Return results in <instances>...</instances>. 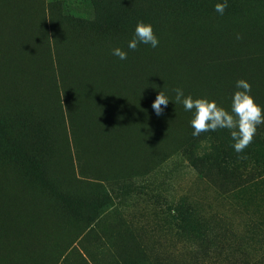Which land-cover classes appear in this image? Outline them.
I'll use <instances>...</instances> for the list:
<instances>
[{"label":"trees","instance_id":"16d2710c","mask_svg":"<svg viewBox=\"0 0 264 264\" xmlns=\"http://www.w3.org/2000/svg\"><path fill=\"white\" fill-rule=\"evenodd\" d=\"M38 1L0 0V64H3V66L0 65V100L11 109L23 106L21 113L16 115V121L20 124V131L25 135V131L29 132L30 134L28 133L27 136L31 139L33 137L35 140L38 137L44 139L48 133L55 138V134L58 133V122L54 126L53 122L59 118L63 119V116L67 117V120L70 119L68 123L71 131L75 134L74 141L78 147L81 144L79 147L81 154L88 167L91 168L89 171L92 170L96 177H98V171H106L107 167L111 169L125 163L141 161L162 144L174 139L179 132L190 125L191 112L186 111L184 121L176 129L177 120L175 117H166L170 118L167 121V119H163L165 116L157 115L152 108V103L159 91L164 92L173 100L174 90L177 87H182L185 92L186 83L180 80L182 65H186L196 72L209 73L220 92V99L216 101L225 108L230 109L231 97L236 90L235 85L231 84L241 78L251 83L252 95L259 104L264 105V0H245L243 10L232 16L231 19L227 14H219V17L210 14V12L203 14L207 7L200 3L201 0H90L94 12L93 17L84 19L72 17L69 23L64 26L65 32L60 31V28L55 30L54 26L52 27L54 31H46V27L49 25L32 10L37 7ZM57 2L60 1L47 3L52 5ZM138 21L153 24L160 40L157 48L140 44L134 51L127 49V42L132 38ZM118 46L128 51L127 60L122 61L112 54V50ZM174 58H178V60L174 61ZM7 64L10 66L7 67ZM55 69L60 75V77L57 76L58 83L55 82L53 76ZM38 77L41 78L38 79ZM35 80L38 82L36 83ZM65 81L66 83H64ZM40 84L44 87H40ZM56 85H60L58 96L55 92L57 91ZM65 88L66 90H64ZM208 98L213 99L212 96ZM57 102L59 105L55 110L54 106ZM174 104L175 107H170ZM168 108H177L179 114L185 112L182 104L174 103L171 100L165 109ZM144 113L147 119H155H153L155 129L163 124L166 127L170 121L172 127L163 136L156 138L145 149H142L143 141L140 135L142 125L139 122L142 121ZM164 121H167V124ZM157 122L158 125H156ZM175 129L172 136L165 138ZM20 136L21 134L18 137ZM161 138L163 139L159 140ZM225 141L228 143L226 138ZM253 143L258 148L254 155L250 148ZM105 147L106 150H104ZM186 147L189 149L190 143L187 142ZM23 149L21 160L26 161L25 167L44 168L52 171V168L58 169L61 166H66V164H62L64 163L63 155L59 153L47 156L44 161L41 154L45 149L43 144L38 143L37 140L34 150L32 147L28 151L26 150L28 148L23 147ZM54 149L55 147L52 148V150ZM118 151L124 152V157L114 160L115 152ZM33 152L36 153L33 154ZM216 154L215 161L222 157L221 153L217 152ZM239 156L242 158H229V160L234 162L243 159L257 163V184L264 187V124L259 126L253 142L243 153H239ZM106 160L107 162H105ZM87 170H84V174L82 169L77 166V172L81 171L82 177L87 175ZM2 172H0V187L3 185L4 190L2 187L0 190L3 195L10 193L9 199L12 198L10 201L15 202L14 204L11 201L12 205L19 207V209L12 208L11 213L7 212L10 216L9 219L16 220L15 226L22 233L25 228H30L31 234H34L33 238L37 234L39 239L37 240L36 236L34 238L36 240L31 238V242L35 241L33 243H36L37 246L31 243V250L28 249L23 253L28 252L27 255H22L20 260H14L17 263L1 259L2 263L0 264H36L40 259L37 254L42 252L44 229L50 226L48 228L50 236L49 231L54 230V227L58 225L57 216L44 201L33 194L34 191L32 190V192L28 188L24 180L15 178L11 173ZM5 173L8 174L9 179ZM3 178L10 180L11 186L8 185L10 181ZM11 189L12 191H9ZM23 191L28 196L26 193L23 194ZM13 194H17V197ZM23 195L27 197H23ZM1 197L3 196L0 191V199ZM32 198L34 199L32 200ZM22 200H24L23 203ZM29 200L34 204L28 203ZM36 203L43 206V211L41 206H37ZM28 204L33 206V210L28 207ZM37 207L38 216L47 217L42 218L43 223H47V219H49L51 225L45 223L48 226L43 224L41 229L35 226V222L33 223V220L35 221L34 208ZM27 208L32 210V215L29 214L28 218H26L27 216L24 218L23 215H27V213L22 212L27 211ZM40 212H44L45 216ZM0 218L1 223L4 222L3 215L0 214ZM19 220L22 222V226ZM29 222L31 225L35 224L36 229H32L31 225L27 227ZM262 222L264 223V219ZM20 226L21 228H19ZM39 229L43 230L42 233H39L41 236L37 231ZM28 256L31 259H28L30 258ZM23 258L24 262H22Z\"/></svg>","mask_w":264,"mask_h":264},{"label":"rangeland","instance_id":"374dc122","mask_svg":"<svg viewBox=\"0 0 264 264\" xmlns=\"http://www.w3.org/2000/svg\"><path fill=\"white\" fill-rule=\"evenodd\" d=\"M54 1L60 2L51 5L47 3L51 0H39L32 9L49 25L47 32L54 31L53 26L65 32L64 26L72 17L94 15L90 0ZM216 2L201 0L207 10L198 9L219 17ZM244 3L228 0L224 14L231 19L243 10ZM181 70L180 80L187 86L185 95L201 97V93L209 97L212 89V98L220 99L219 89L214 85L211 88L214 83L210 84L209 73L193 71L186 65ZM53 76L58 83L56 69ZM201 78H207V84L201 85L208 94L202 91ZM196 88L201 90L199 94ZM22 107L11 109L0 100V171L24 180L57 216L58 225L49 231L51 237L44 229V244L36 264H264V187L257 184V163L229 160L242 158L232 147L229 130L196 137L189 125L141 161L94 170L98 171L96 177L80 153V144L78 147L73 141L74 133L64 116L53 122V126L58 124L55 138L48 133L36 140L45 149L41 154L44 161L59 153L66 166L52 171L25 167L23 147L34 150L36 140L19 129L16 115ZM172 109L177 129L186 112L179 114L177 108H168L160 115L171 117ZM250 148L256 154L254 143ZM217 152L222 157L215 161ZM77 166L84 174L88 169L87 175L82 177ZM14 252L18 254L19 247Z\"/></svg>","mask_w":264,"mask_h":264},{"label":"clouds","instance_id":"9594fccd","mask_svg":"<svg viewBox=\"0 0 264 264\" xmlns=\"http://www.w3.org/2000/svg\"><path fill=\"white\" fill-rule=\"evenodd\" d=\"M228 0H217L215 11L220 15L225 13ZM160 40L152 23L138 21L132 38L127 42L128 50H136L140 44L150 45L152 48L159 46ZM112 54L124 61L128 58V51L122 47H115ZM235 91L231 97L230 109L225 108L214 99L208 97H193L185 95L182 87H177L174 100L164 92L159 91L152 103V108L157 115L163 113L169 101L180 103L185 111L192 113L190 125L193 136H200L204 132H215L218 129L229 130L232 147L237 153L243 151L253 142L257 134L258 125L264 124V105L259 104L252 95V85L246 79L235 82Z\"/></svg>","mask_w":264,"mask_h":264},{"label":"bare ground","instance_id":"6f19581e","mask_svg":"<svg viewBox=\"0 0 264 264\" xmlns=\"http://www.w3.org/2000/svg\"><path fill=\"white\" fill-rule=\"evenodd\" d=\"M17 21V20H16ZM19 50V49H18ZM255 56V55H254ZM247 57H250V56H247ZM0 58H1V56H0ZM13 60V59H12ZM212 62V61H211ZM3 63H4V61H3ZM13 63V62H12ZM208 63V62H207ZM206 63V64H207ZM5 64V63H4ZM10 64V63H9ZM1 65V64H0ZM6 65V64H5ZM21 65V64H20ZM1 66H3V64L1 65ZM10 66V65H9ZM8 66V64H7V67H9ZM24 66V65H23ZM23 66H22V68H23ZM31 66V65H30ZM6 67V68H7ZM17 67H18V65H17ZM32 67V66H31ZM134 67V66H133ZM132 67V68H133ZM5 68V67H4ZM16 68V67H15ZM32 69H33V67H32ZM31 69V70H32ZM88 69V68H87ZM91 69V68H90ZM89 69V70H90ZM46 70V69H45ZM6 71V70H5ZM38 71V70H37ZM142 71V70H141ZM31 72V71H30ZM22 73V72H21ZM75 74H78V73H75ZM140 74V73H139ZM42 75H43V73H42ZM30 76V75H29ZM95 76V75H94ZM209 77H210V75H209ZM8 78H10L9 76H8ZM39 78H41V77H38V79ZM43 78H44V76H43ZM72 79V78H71ZM209 79V78H208ZM212 79V78H211ZM211 79H209V80H211ZM202 80H205V81H203V83H202ZM206 80H207V78L206 79H202L201 78V82L200 81H198V82H200L199 84L201 85V84H204V82L206 83ZM1 81H2V79H1ZM28 81H29V79H28ZM31 81V80H30ZM36 81V83L38 82V80H35ZM35 81H34V83H35ZM11 82V81H10ZM33 82V81H32ZM50 82V81H49ZM209 82V81H208ZM5 83H6V81H5ZM8 83V82H7ZM17 83H18V81H17ZM45 83V82H44ZM64 83H66V81L64 82ZM77 83V82H76ZM197 83V82H196ZM211 83H213L212 81H210V84ZM230 83H232V82H230ZM10 84V83H9ZM88 84V83H87ZM198 84V85H199ZM207 84V83H206ZM233 84H235V83H233ZM233 84H231V85H233ZM15 85H17V84H15ZM45 85V84H44ZM200 85H199V87H200ZM214 84H211V88H212V86H213ZM35 86H37V85H35ZM41 86H43V85H41L40 84V87ZM60 86V85H59ZM68 86V85H67ZM202 86V85H201ZM208 86V85H207ZM215 86V85H214ZM10 87V86H9ZM27 87H28V85H27ZM44 87V86H43ZM57 87V86H56ZM55 87V88H56ZM70 87V86H69ZM197 87V86H196ZM203 88H202V91L204 90L205 91V89H204V85L202 86ZM209 87H210V85H209ZM21 88H22V85H21ZM38 88V87H37ZM36 88V89H37ZM107 88V87H106ZM207 89H209V88H207ZM206 89V90H207ZM218 89V88H217ZM9 90V89H8ZM12 90V89H11ZM16 90V89H15ZM27 90V89H26ZM29 90V89H28ZM31 90H32V88H31ZM63 90V89H62ZM64 90H66V88L64 89ZM71 90V89H70ZM91 90V89H90ZM196 90H197V88H196ZM210 90V89H209ZM212 90V89H211ZM210 90V91H211ZM215 90H216V88H215ZM17 91V90H16ZM18 91H19V88H18ZM201 91V90H200ZM200 91H198L197 90V94H199L198 92H200ZM204 91H203V93H204ZM210 91H209V94L212 96V92L214 91V90H212L211 91V93H210ZM218 91V90H217ZM256 91V90H255ZM258 91V90H257ZM13 92V91H12ZM25 92H28V91H25ZM36 92V91H35ZM53 92V91H52ZM69 92V91H68ZM205 92H207V91H205ZM38 93V92H37ZM48 93H49V91H48ZM54 93V92H53ZM79 93V92H78ZM217 92H215L214 94H216ZM13 94H15V93H13ZM17 94V93H16ZM205 94H208V92L207 93H205ZM219 95H220V93H218ZM9 95V94H8ZM27 95V94H26ZM200 95H201V97H204L201 93H200ZM24 96V95H23ZM32 96V95H31ZM53 96H54V94H53ZM85 96V95H84ZM207 96V95H206ZM26 97V96H25ZM43 97H45V96H43ZM103 97H104V95H103ZM198 97V96H197ZM210 97V96H209ZM212 97H215L214 95L212 96ZM219 96H217V98H218ZM22 98V97H21ZM79 98V97H78ZM216 98V99H217ZM3 99H4V97H3ZM9 99V98H8ZM13 99V98H12ZM19 99V98H18ZM27 99H28V97H27ZM48 99V98H47ZM56 99V98H55ZM109 99V98H108ZM10 100V99H9ZM257 100V99H256ZM17 101V100H16ZM102 102V101H101ZM136 104V103H135ZM92 105V104H91ZM104 105V104H103ZM91 109V108H90ZM134 111V110H133ZM174 110L172 109V112H171V110H170V112H171V118H173L174 116H172V114L174 113L173 112ZM136 112H138V111H136ZM170 112H167V114H169ZM176 112V111H175ZM179 112V111H178ZM186 112V111H185ZM93 113V112H92ZM128 113V112H127ZM139 114V113H138ZM70 115V114H69ZM93 115V114H92ZM143 116V119H142V121H140L139 123L142 125V128H141V139H142V141H143V143H142V149L144 148V147H146L149 143H151V141H153L154 139H158V137L159 136H161L168 128H170L171 126H172V124H171V121H170V123H168L167 124V121L170 119V118H163V119H167V121H164V123L166 122V124H167V126L165 127V124H161V120L159 119V121H160V126L161 127H157L156 129H155V124H153V119H147L146 117L147 116H145V113H144V115H142ZM153 116V115H152ZM155 117H157L156 115H154ZM69 117V116H68ZM131 117V116H130ZM160 117V116H159ZM158 117V118H159ZM168 117H170V115L168 116ZM129 118V117H128ZM158 118H156L157 120H158ZM68 120H70V119H68ZM155 120V119H154ZM158 121V122H159ZM173 121V120H172ZM90 122V121H89ZM158 122H157V124L156 125H158ZM163 122V121H162ZM121 123V122H120ZM175 123V122H174ZM173 123V124H174ZM104 124H105V122H104ZM117 124H118V122H117ZM98 125V124H97ZM137 125V124H136ZM154 125V126H153ZM103 126V125H102ZM109 126V125H108ZM112 128V127H111ZM114 128V127H113ZM129 128V127H128ZM73 129V128H72ZM75 129V128H74ZM92 129V128H91ZM117 130V129H116ZM127 130V129H126ZM135 130V129H134ZM83 131H84V129H83ZM119 131H120V129H119ZM118 131V132H119ZM104 132V131H103ZM124 132V131H123ZM123 132H122V135H123ZM132 132V131H131ZM137 132V131H136ZM81 133H83V132H81ZM94 133V132H93ZM99 133V132H98ZM115 133V132H114ZM125 133V132H124ZM138 133V132H137ZM97 134V133H96ZM75 135V134H74ZM74 135L72 136V137H74ZM81 135H83V134H81ZM87 135V134H86ZM84 136V135H83ZM82 136V137H83ZM121 136V135H120ZM71 137V136H70ZM117 137V136H116ZM80 138V137H79ZM122 139V138H121ZM128 139V138H127ZM132 140H133V138H131ZM140 139V138H139ZM66 140V139H65ZM72 140H73V138H72ZM74 140H75V138H74ZM73 140V141H74ZM99 140V139H98ZM115 140H116V138H115ZM129 140V139H128ZM66 141H68V140H66ZM126 141V140H125ZM130 141V140H129ZM82 142V141H81ZM88 142V141H87ZM118 143V142H117ZM124 143V142H123ZM122 143V144H123ZM115 144V143H114ZM121 144V145H122ZM133 144V143H132ZM131 144V145H132ZM135 144V143H134ZM68 145V144H67ZM81 145V144H80ZM130 145V146H131ZM74 146H75V144H74ZM102 146V145H101ZM100 146V147H101ZM124 146L126 147V144H124ZM130 146H128V147H130ZM77 147V146H76ZM82 147V146H81ZM122 147V146H121ZM127 147V148H128ZM117 148V147H116ZM115 148V149H116ZM123 148V147H122ZM75 149V148H74ZM79 149V148H78ZM113 149V148H112ZM136 149V148H135ZM138 149H140V148H138ZM80 150V149H79ZM104 150H106V147H105V149ZM104 150H103V152H104ZM75 151V150H74ZM95 151V150H94ZM101 151V150H100ZM109 151H111V150H109ZM87 152V151H86ZM112 152V151H111ZM139 152V151H138ZM80 153H81V151H80ZM124 153V152H123ZM123 153H121V152H115V155H114V160H118V159H120V158H122V157H124L123 156ZM127 153H129L128 151H127ZM133 153H135L134 151H133ZM131 154V153H130ZM67 155H69V153L67 154ZM112 155V154H111ZM128 155V154H127ZM108 157V156H107ZM80 158V157H79ZM113 159V158H112ZM76 160V159H75ZM84 160V159H83ZM82 160V161H83ZM94 161V160H93ZM92 161V163H94ZM69 162H70V160H69ZM88 162V161H87ZM105 162H107V160L105 161ZM111 162V161H110ZM74 163V162H73ZM72 163V164H73ZM78 164V163H77ZM98 164V163H97ZM112 165V164H111ZM71 166V165H70ZM87 166H88V164H87ZM96 166V165H95ZM92 167H93V165H92ZM97 167V166H96ZM79 169V168H78ZM82 169V168H81ZM96 169V168H95ZM72 170V169H71ZM74 170V169H73ZM1 172V171H0ZM3 172H5V171H3ZM2 172V173H3ZM80 172L81 171H79V174H80ZM83 173V172H82ZM6 174V173H5ZM73 174V173H72ZM3 175V174H2ZM8 174H6V176H7ZM0 176H1V173H0ZM5 176V177H6ZM71 176V175H70ZM11 177V176H10ZM7 178L9 179V177L7 176ZM7 178H3V179H7ZM2 179V180H3ZM6 180V181H10V180ZM12 179V178H11ZM4 184V183H3ZM11 184H12V182L10 181V184H8V185H10L11 186ZM2 185V184H1ZM3 186V185H2ZM1 186V187H2ZM0 187V188H1ZM4 187V186H3ZM3 187H2V189H3ZM7 188H8V186H7ZM12 188H16V189H18L17 187H12ZM24 188V187H23ZM29 188V187H28ZM20 189H22V187H20ZM4 190V189H3ZM1 191V195L3 196V197H1V199H0V214L1 215H3V221L4 222H2L1 223V221H0V224H1V226H0V261H1V259H6V261L8 262V260H9V262H15V263H17L16 261L17 260H20L22 257L21 256H19L18 254H23L26 250H28V249H30L31 250V248H30V244L31 243H33V242H35V241H33V242H31L32 240H31V238L32 239H34L35 238V236L37 235V234H35V236H34V238H33V235L31 234V231H30V228H25V230L23 231V233L15 226V219H13V220H10L9 219V213H11L10 211L12 210V208H17V209H19V207H16L15 205L13 206L12 205V203H11V201H10V199H12V198H10L9 199V197H10V193L9 194H2V190H0ZM9 191H12V189L11 190H9ZM14 191H15V189H14ZM20 191H22V190H20ZM25 191H26V189H25ZM16 192H18V190H16ZM15 192V193H16ZM24 192V191H23ZM26 192H28V191H26ZM26 192H24L23 194H25ZM6 193V192H5ZM30 192H28V194H29ZM17 195V194H16ZM16 195H14L13 194V196H16ZM21 195V194H20ZM19 195V196H20ZM26 195H27V193H26ZM26 195H23V197H27ZM29 195H31V194H29ZM17 197V196H16ZM21 197V196H20ZM19 197V198H20ZM18 198V199H19ZM25 199H28V198H25ZM34 198H32V200H33ZM23 201L24 200H22V203H23ZM13 202V201H12ZM14 204H15V202H13ZM28 203H30V200L28 201ZM32 203V205L34 204L33 202H31ZM30 203V204H31ZM38 203V202H37ZM36 203V204H37ZM16 204H17V201H16ZM19 204H21V203H19ZM36 204L34 205V207L36 206ZM40 204V203H39ZM25 205H26V203H25ZM18 206V205H17ZM37 206H41V205H38L37 204ZM27 207V206H26ZM28 207L30 208H32V210H33V206H31V205H29L28 204ZM43 206H41V208H42ZM21 208V207H20ZM17 209H15L17 212H18V210ZM22 209V208H21ZM21 209H20V211H21ZM25 209V208H24ZM35 210H34V217H35V221L33 220V223L35 222V226H37V228H39L40 227V229L41 228H43V224H45L46 222H44L43 223V219L42 218H44V217H39L38 216V207L37 208H34ZM27 210V212H28V210H30L31 212H29V214H31L32 213V210L31 209H26ZM40 210V209H39ZM13 211V210H12ZM42 211H43V208H42ZM46 211V210H45ZM7 212H9L8 214H7ZM16 212V213H17ZM26 212V211H25ZM24 211L22 212V213H25ZM14 213V212H13ZM42 215H44L45 216V213L44 212H40ZM44 213V214H43ZM21 214V213H20ZM29 214H25V215H23V217L25 218L26 216V218H28V216H29ZM48 214V213H47ZM15 215V214H14ZM18 215V214H17ZM32 215V214H31ZM20 216V215H19ZM22 216V215H21ZM33 217V218H34ZM2 218V217H1ZM0 218V219H1ZM17 218H18V216H17ZM16 218V219H17ZM20 219L22 218V217H19ZM23 218V219H24ZM31 218V217H30ZM45 218H47V217H45ZM44 218V219H45ZM27 220V219H26ZM20 221V220H19ZM23 221H25V220H23ZM50 220L49 219H47V223H49L50 225H51V221L49 222ZM17 223V222H16ZM24 223V222H23ZM27 223V222H26ZM31 223H32V221H31ZM46 223V224H47ZM20 224H21V226L23 225L22 224V222L20 221ZM45 224V225H46ZM25 226H26V224H24ZM28 225H31L30 224V222H29V224H27V227H28ZM34 225H31V226H33V228L32 229H36V227L34 226ZM45 225H44V227H45ZM21 226L19 227V228H21ZM30 226V227H31ZM46 226H48V225H46ZM35 227V228H34ZM48 228H50V226L49 227H47L46 229H48ZM40 229L39 230H37L38 231V234L39 233H42V231H40ZM45 229V230H46ZM50 230V229H49ZM40 231V232H39ZM47 233V232H46ZM45 234V233H44ZM44 234L42 235V237H44ZM40 236H41V234H39ZM32 236V237H31ZM46 237H48V236H46ZM36 238H37V240L39 239V236L37 237L36 236ZM41 239V238H40ZM34 240H36V239H34ZM41 241V240H40ZM45 241V240H44ZM47 241V240H46ZM33 244H35L36 245V243H33ZM32 244V245H33ZM44 244V243H43ZM43 244L41 245V246H43ZM31 245V246H32ZM37 246V245H36ZM17 247H19V253L18 254H16L15 252H14V250L17 248ZM39 249V248H38ZM24 250V251H23ZM34 250H36V249H34ZM22 252V253H21ZM28 253V252H27ZM27 253H25L24 254V256H26L27 255ZM31 254V253H30ZM34 254V256L36 255L35 254V252L33 253ZM32 254V255H33ZM31 255V256H32ZM28 257H30V256H28ZM28 259H31V257L30 258H28ZM14 260H16V261H14ZM26 260V259H25ZM4 262H5V260H4ZM22 262H24V258H23V261ZM0 263H2V262H0ZM19 263V262H18ZM5 264V263H4ZM9 264V263H8Z\"/></svg>","mask_w":264,"mask_h":264},{"label":"crops","instance_id":"0c3cea01","mask_svg":"<svg viewBox=\"0 0 264 264\" xmlns=\"http://www.w3.org/2000/svg\"><path fill=\"white\" fill-rule=\"evenodd\" d=\"M51 1H54V0H51Z\"/></svg>","mask_w":264,"mask_h":264}]
</instances>
